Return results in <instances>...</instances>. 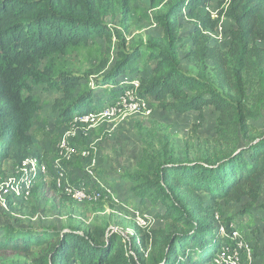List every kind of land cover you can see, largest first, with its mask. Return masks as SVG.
<instances>
[{
  "label": "trees",
  "instance_id": "1",
  "mask_svg": "<svg viewBox=\"0 0 264 264\" xmlns=\"http://www.w3.org/2000/svg\"><path fill=\"white\" fill-rule=\"evenodd\" d=\"M136 1L0 0V183L7 177L6 161L17 165L30 155V130L41 108L32 95L37 85L62 91L52 109L58 123L69 122L101 100L108 102L98 92L111 87V100L121 95L116 89L120 78L141 58L152 68L139 77L135 100L151 97L159 109L180 114L214 106L218 116L208 148L195 159L170 149H146L136 170L127 175L142 205L163 207L157 215L163 225L150 229L147 238L131 237L128 246L120 231L57 233L13 227L0 236V260L17 256L24 258L23 264H212L221 240L209 202L246 199L245 213L256 206L264 210V203L258 204L264 132L251 123L260 117L264 103V0H220L215 19L200 11L212 0H149L162 34L128 47L124 33L107 19L119 15L121 27H126ZM221 18L235 22L226 50L211 45L208 33ZM185 23L191 26L186 33ZM93 36L117 39L116 60L108 71L93 67L83 73L56 72L52 61L44 64L46 57L66 53ZM186 38L191 47L183 56L196 74L182 67ZM90 79L93 86L76 93ZM253 132L255 138L241 146L242 137ZM51 186L55 188L53 182ZM259 244L264 249V241Z\"/></svg>",
  "mask_w": 264,
  "mask_h": 264
},
{
  "label": "rangeland",
  "instance_id": "2",
  "mask_svg": "<svg viewBox=\"0 0 264 264\" xmlns=\"http://www.w3.org/2000/svg\"><path fill=\"white\" fill-rule=\"evenodd\" d=\"M219 1L212 0L210 5L201 8L202 12H210L217 18ZM120 16H109L108 22L121 30L127 41L128 47H132L140 40L146 41L150 36H160L161 27L155 22L154 11L150 7L149 0L136 1L131 10V19L126 27L119 23ZM122 26V27H121ZM235 22L230 18H221L214 30H208L210 44L228 49L231 43V28ZM191 26L185 23L183 32L186 33ZM117 39L111 41L101 36H93L83 44L72 46L66 53H56L44 59V64L52 61L56 72L83 73L93 67H100L102 72L108 71L115 63ZM184 47L181 50L182 67L190 73H197L195 66L183 56L184 51L191 47L189 38L183 40ZM264 47V42L260 43ZM152 63L145 64L141 58L136 67L127 71L120 78L119 94L111 100L112 89L108 87L97 93L101 100L92 110L97 113L94 119L83 123H74L73 118L69 122L58 123L57 115L53 112L52 105L56 97L62 95L59 88H46L37 85L33 91V97L39 102L41 108L33 119L30 130L33 136V144L30 148L32 156L52 162L57 153L61 136L66 129L76 128L77 135L71 139V144L77 149H92L97 157L94 171L105 185L113 191V198L102 199L90 203L78 204L68 201L50 184L36 183L30 199L16 204H11L8 209L0 206V236L13 227L26 228L38 227L47 231L61 232L66 229H79L90 231L101 228L105 232L121 231L126 236L129 246L131 237L138 239L140 235L148 237L150 229L163 225V220L158 213L163 211L161 204L148 202L142 205L138 197L132 192V182L127 175L134 172L142 158L144 150L163 151L170 149L180 157L186 156L195 159L204 155L209 141L215 133L218 113L214 106H207L202 113L189 111L184 114L167 112L159 109L151 97L145 99L146 106L133 108L131 102L139 94V77L149 74ZM264 68V65H263ZM93 79V78H92ZM83 80L77 87L76 93H80L93 86V80ZM129 92V94H128ZM250 93V89L248 90ZM133 97L132 99H130ZM127 99L126 102L124 100ZM118 107L112 117H101V111L105 107ZM260 117L251 120L257 130L264 132V103L260 105ZM79 114V113H78ZM77 115V114H76ZM201 123L197 131L193 128ZM256 134L243 136L241 146L250 143ZM66 161L69 169L76 177L83 176L88 160L76 155ZM7 177L15 175L16 165L6 161ZM78 175V176H77ZM94 188H98L94 184ZM116 199L117 202L114 200ZM246 199L241 202L210 201L215 212L219 214L223 223L234 221L242 227L251 229L254 239L262 243L264 241V210L256 206L250 212L245 213ZM259 203H264V175L261 178V196ZM139 217L145 222L138 224ZM132 242V241H131ZM129 243V244H128ZM134 246V244H133ZM262 247V246H261ZM128 251L129 248L127 247ZM259 258L255 264H264V249L260 248ZM23 257H8L0 260V264H23Z\"/></svg>",
  "mask_w": 264,
  "mask_h": 264
},
{
  "label": "built area",
  "instance_id": "3",
  "mask_svg": "<svg viewBox=\"0 0 264 264\" xmlns=\"http://www.w3.org/2000/svg\"><path fill=\"white\" fill-rule=\"evenodd\" d=\"M126 101L127 99L124 100V102ZM131 106L133 108L145 107L146 101L145 99L134 100L131 102ZM116 108L119 109L114 106L105 107L100 112L101 117H112L116 113ZM96 116L97 113L94 111L79 113L74 116L73 122L83 123ZM76 132L74 127L64 131L59 145L60 156L58 157L57 153L52 162L40 160L30 154L26 160L16 165L15 175L0 183V206L3 209H8L11 204H16L18 201L24 202L30 199L37 182L47 185L50 184V180L60 194L78 204L113 198L112 189L105 185L94 171L97 161L95 152L86 148L80 150L71 144V139L77 135ZM76 155L88 160L89 164L86 166L83 176L77 175L78 177H76L66 161L62 160L68 159L67 161H69ZM94 184H97L98 188H94ZM114 200L117 202L116 199ZM139 221L140 225L145 223L140 217ZM213 222L216 225L221 244L213 256L212 264H255L259 258L260 248L262 250L263 246L261 244V247L259 242L254 239L251 229L242 227L241 224L234 221L223 223L217 212L214 214ZM124 237V241L127 243L126 236ZM129 250L132 252L130 247Z\"/></svg>",
  "mask_w": 264,
  "mask_h": 264
},
{
  "label": "crops",
  "instance_id": "4",
  "mask_svg": "<svg viewBox=\"0 0 264 264\" xmlns=\"http://www.w3.org/2000/svg\"><path fill=\"white\" fill-rule=\"evenodd\" d=\"M31 154V153H30ZM212 202V201H211Z\"/></svg>",
  "mask_w": 264,
  "mask_h": 264
}]
</instances>
